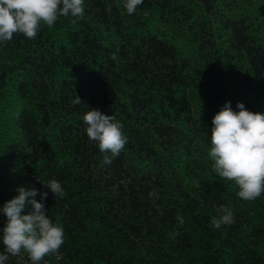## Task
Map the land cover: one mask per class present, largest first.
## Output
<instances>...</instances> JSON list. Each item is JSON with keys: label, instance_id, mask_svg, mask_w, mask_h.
Segmentation results:
<instances>
[{"label": "trees", "instance_id": "trees-1", "mask_svg": "<svg viewBox=\"0 0 264 264\" xmlns=\"http://www.w3.org/2000/svg\"><path fill=\"white\" fill-rule=\"evenodd\" d=\"M84 3L77 24L0 45V207L19 186L48 192L65 242L47 264H264V194L240 199L208 155L226 101L264 113V0H144L132 15L125 0ZM91 109L124 125L111 164L87 137ZM221 205L235 223L214 229Z\"/></svg>", "mask_w": 264, "mask_h": 264}, {"label": "clouds", "instance_id": "clouds-1", "mask_svg": "<svg viewBox=\"0 0 264 264\" xmlns=\"http://www.w3.org/2000/svg\"><path fill=\"white\" fill-rule=\"evenodd\" d=\"M143 2L125 0L127 13L134 14ZM84 14V0H0V45L20 34L35 40L44 26L51 29L61 17H71L70 23L75 25ZM81 103L76 95L69 106ZM237 108L239 110L234 111L231 103L226 101L214 115L208 155L213 161L212 171L220 180L234 182L240 199L255 201L264 194V113L250 111L239 101ZM83 122L87 125L85 131L89 141L96 142L104 154L103 163L111 164L128 142L124 125L114 115L98 109L88 110ZM42 184L55 198L64 197L65 189L58 180L51 179ZM17 192L18 195L0 207L6 218L0 264H6L10 256H17L21 251L27 253L31 264L42 261L47 264L44 258L58 253L63 246L65 230L62 224L54 223L47 215L44 200L48 192L23 186H19ZM38 194L40 200L35 198ZM218 211L220 215L211 218L214 229L235 223L233 208L221 205Z\"/></svg>", "mask_w": 264, "mask_h": 264}]
</instances>
